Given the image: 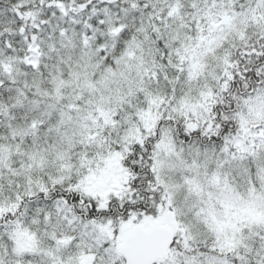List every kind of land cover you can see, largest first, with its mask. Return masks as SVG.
<instances>
[{
    "label": "snow or ice",
    "instance_id": "snow-or-ice-1",
    "mask_svg": "<svg viewBox=\"0 0 264 264\" xmlns=\"http://www.w3.org/2000/svg\"><path fill=\"white\" fill-rule=\"evenodd\" d=\"M0 264H264V0H0Z\"/></svg>",
    "mask_w": 264,
    "mask_h": 264
}]
</instances>
